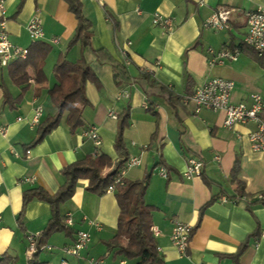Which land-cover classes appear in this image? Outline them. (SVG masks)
<instances>
[{"label": "crops", "instance_id": "0c3cea01", "mask_svg": "<svg viewBox=\"0 0 264 264\" xmlns=\"http://www.w3.org/2000/svg\"><path fill=\"white\" fill-rule=\"evenodd\" d=\"M79 1L89 22L87 46L71 42L78 21L63 0H4L9 40L28 55L0 66V257L16 258V264H58L63 258L69 264H85L86 259L137 263L107 248L117 229L115 194L86 190V179L76 182L73 195L59 208L64 218L71 217L72 236L53 233L45 241L51 250L44 257V251L32 260L27 255L26 237L43 231L50 208L35 197L23 205L24 193L42 189L54 195L64 183V167L94 157L93 142L83 134L94 129L100 139L95 157L110 162L102 175L126 159L140 160L121 179L145 184L150 227L159 231L152 235L158 264H264V202L254 197L264 193V151L250 147L247 135L254 124L227 129L223 112L195 113L192 104L182 102L183 95L213 79L233 83L230 103L249 105L252 93L264 101V54L257 56L242 43L245 14L264 9V0ZM218 7L232 10L227 26L203 29ZM155 13L170 19L171 29L153 25ZM34 14L44 37L32 42L26 24ZM223 49L236 50L237 58L210 65L209 51ZM59 59L81 61L90 69L92 77L83 84L86 102L75 103L82 125L71 130L63 113L56 127L39 138L38 126L30 128L29 122L37 106L43 111L42 126L56 112L49 91ZM113 64L123 68L117 76ZM142 75L146 80L138 79ZM119 133L123 149L117 152ZM190 158L201 161L202 170L185 179ZM160 166L166 178L158 174ZM234 167L243 196L232 177ZM175 223L194 227L183 256L170 242ZM79 231L87 232L90 241L78 258L66 257L61 248L71 245Z\"/></svg>", "mask_w": 264, "mask_h": 264}, {"label": "trees", "instance_id": "16d2710c", "mask_svg": "<svg viewBox=\"0 0 264 264\" xmlns=\"http://www.w3.org/2000/svg\"><path fill=\"white\" fill-rule=\"evenodd\" d=\"M63 1L78 21L71 42H79L81 46L89 45L91 35L89 32V22L81 13L80 1ZM113 69L116 76L117 70L123 71V68L116 64H113ZM53 74L56 83L49 91V98L56 112L54 116H49L43 122V126L38 125L39 138L56 127L63 113H66L65 123L71 130L82 125L81 110L75 106V103L79 102L83 106L86 102L83 96V84L92 77L90 69L81 61L69 63L65 59H59L54 65ZM146 78V76L142 75L138 79L146 80ZM116 118L118 119V116ZM120 134L114 143V148L117 152L123 149ZM127 160L120 162L111 172L102 175L103 170L110 166L109 160L102 155L86 157L67 165L61 170L64 183L54 195H49L42 189H36L35 192H25L23 195V205L35 197L46 202L50 208L48 223L43 231L36 236V247L39 248L45 245L48 237L56 232H64L67 236H72L73 233L65 224V218L61 215L59 208L63 202L71 198L76 182L79 179H86L88 181L86 190L96 195H102L105 193L106 188L119 177V172L125 168ZM236 172V167H234L232 177L237 181ZM237 185L239 189L238 196H243L242 184L237 181ZM144 192L145 184L141 182L126 183L121 179V184L114 186L113 193L115 194L119 209L117 229L114 236L106 242V246L109 250H114L116 255H120L126 259H137L136 264H158L160 261L159 256L157 255L154 238L149 230L151 225V208L144 203ZM254 197L258 201L264 202V193H259ZM74 241L75 238L72 243ZM38 253L33 254L32 258ZM0 264H16V258L1 256Z\"/></svg>", "mask_w": 264, "mask_h": 264}, {"label": "built area", "instance_id": "2783aa9c", "mask_svg": "<svg viewBox=\"0 0 264 264\" xmlns=\"http://www.w3.org/2000/svg\"><path fill=\"white\" fill-rule=\"evenodd\" d=\"M232 10L218 7L213 13L202 23L203 29L220 30L227 26ZM246 32L243 36L242 43L250 48L257 56L264 54V9H257L245 14ZM6 15L4 0H0V66H6L10 61L25 60L28 55V50L19 48L11 44L8 33L5 29ZM152 24L161 26L164 29H171L172 23L170 19L162 17L155 13L152 16ZM26 31L32 42L43 39L41 21L37 14H34L26 24ZM56 42L55 39L52 40ZM210 57L208 63L210 65H218L225 60L234 61L237 58L236 50L223 49L218 52L209 51ZM233 88V83L224 79H213L201 87L195 89L191 94L183 95L182 102L184 104H192L194 112L197 113L201 109L211 111H221L224 114L223 126L227 129L232 128L236 124L253 123L254 129L248 131V141L253 151H264V101L260 95L252 93L249 96L250 103L233 104L230 103L229 97ZM42 108L37 106L34 109L33 116L29 122V127H37L42 116ZM113 116V115H112ZM2 131V129H0ZM84 136L92 140L94 145L93 156L97 153V148L100 145V139L94 129L84 131ZM28 151H26V154ZM214 160L218 162V157ZM140 160L138 158H130L126 162L125 168L120 170L117 177L111 185H109L105 193H113L114 186L121 184V176L126 168L138 166ZM202 170V162L190 158L186 162L183 172L185 179H191L199 176ZM158 174L162 178H166V169L163 166L159 167ZM260 197V196H258ZM66 225H71L72 220L69 214L65 217ZM150 232L153 236H157L159 231L156 227H150ZM192 233V226L184 223H175L171 229L170 242L176 248L180 255H184ZM28 251L27 255L32 258L36 252L49 251L51 247L43 245L36 247V235L28 234ZM90 241V235L87 232L79 231L75 235V241L71 245L61 248V252L65 256L79 257L80 251L86 247ZM48 264V263H43ZM58 264H69L63 258ZM85 264H101L100 260L86 259Z\"/></svg>", "mask_w": 264, "mask_h": 264}, {"label": "rangeland", "instance_id": "374dc122", "mask_svg": "<svg viewBox=\"0 0 264 264\" xmlns=\"http://www.w3.org/2000/svg\"><path fill=\"white\" fill-rule=\"evenodd\" d=\"M42 254L40 255V258H42V257H44L45 255H44V253H45V251L44 252H41ZM62 253V252H61ZM63 254V253H62ZM64 255V254H63ZM67 257V256H66Z\"/></svg>", "mask_w": 264, "mask_h": 264}]
</instances>
